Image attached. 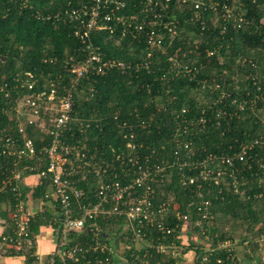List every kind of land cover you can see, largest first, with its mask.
I'll use <instances>...</instances> for the list:
<instances>
[{"label": "trees", "instance_id": "obj_1", "mask_svg": "<svg viewBox=\"0 0 264 264\" xmlns=\"http://www.w3.org/2000/svg\"><path fill=\"white\" fill-rule=\"evenodd\" d=\"M213 1L231 6L233 16H226L220 8H209V0L200 10L195 9V1H174L158 22L160 27L176 29L177 36L163 30L165 53L153 52L149 69L134 68L125 74L111 70L98 76L91 73L80 82L74 90L71 131L77 139L87 137L91 154L98 149L109 162L113 152H125L127 156L138 153L142 159L148 156L152 164L176 161V157L187 164L209 156H234L242 144L264 138V0ZM67 9L68 0H0V125L10 121V115L2 113H15L16 94L13 92L9 100L3 88L17 73L33 72L38 79L37 91L60 75L64 77L63 88L68 86V63L72 58L82 60L84 46ZM125 13L139 15L132 6ZM92 40L104 60L138 63L145 57L144 45L129 37L109 38L103 32L92 35ZM62 89H58L59 94ZM201 118L207 122L200 123ZM79 121L89 128L79 131ZM125 123L132 125L133 131ZM129 132L135 137V152L126 148L123 139ZM250 155L247 162L236 160L232 168L215 164L225 171L226 178H220L218 184L215 177L199 181L202 199L194 193L195 187L179 186L182 176H197L202 167L195 170L187 164L168 168L170 182L154 187L155 203L169 200L179 204L190 214L192 223L200 222V227L193 229L197 235L209 229L206 233L214 239V248L231 243L229 249L212 254L208 264H245L235 252L238 238L242 243L251 240L253 252L260 248L253 231L264 218V147H255ZM118 165L115 162V167ZM2 171L0 163V176ZM92 180L88 177L76 185L92 196ZM235 180L239 192L225 186ZM46 192L39 187L33 199ZM205 200L211 203L208 221L192 210ZM12 203L9 193L0 194V220H5L9 231L2 233L0 245L3 237L13 235L5 211ZM43 217L47 215L32 217L34 239L47 224ZM29 252L27 262L33 259L36 247ZM175 261L177 258H171L168 264Z\"/></svg>", "mask_w": 264, "mask_h": 264}, {"label": "built area", "instance_id": "obj_2", "mask_svg": "<svg viewBox=\"0 0 264 264\" xmlns=\"http://www.w3.org/2000/svg\"><path fill=\"white\" fill-rule=\"evenodd\" d=\"M174 1L181 4L195 1V9L200 10L207 0H68L67 17L77 23L76 36L84 46L82 60L72 58L68 63V86L63 88L64 77L60 75L47 82L44 90L37 91L38 79L29 71L17 73L4 86L7 99L12 98L13 92L16 94L15 113H2L10 115L9 125H0L3 169L0 194L9 193L13 198L5 210L13 229L11 237L2 238L5 254L23 256L26 264H168L191 239L203 245L201 263L208 264L217 250L229 249L230 242L219 243L214 248V239L206 233L208 228L197 235L193 229L199 228L200 222L192 223L190 214H185L179 204L169 200L156 204L154 187L170 182L168 168H182L187 164L195 170L202 167L199 175L179 179L180 187H195L194 193L202 199L203 185L199 181L207 182L215 177L218 184L220 178H226L225 171L218 170L215 164L232 168L236 160L247 162L251 150L264 147V138L242 144L240 151L230 157L209 156L202 162L187 164L178 162L176 157V161L152 164L148 156L142 159L138 153L127 156L125 152H113L109 162L98 149L95 154L89 152L87 137L77 139L71 131L75 122L74 90L89 74L98 76L111 70L125 74L134 68L149 69L153 65V52L165 53L163 30L173 37L177 31L168 25L160 27L158 21ZM209 1V8L215 11L220 8L226 16H233L231 6ZM129 6L136 8L139 15L126 14ZM103 32L109 38L119 35L144 45L143 61L104 60L100 47L92 40V35ZM59 88H63L61 94ZM199 122L207 121L201 118ZM124 126L133 131L132 125L125 123ZM78 127L84 131L89 125L79 121ZM142 127L146 125L143 123ZM123 139L126 148L135 152L134 134L129 132ZM115 162L119 163L118 167ZM27 176H37L39 187L47 190L38 198V210L30 208L22 186ZM232 176L229 177L232 179ZM88 177L95 184L89 185L94 188L92 196L76 185ZM225 186L238 192L237 180ZM210 206V201L205 200L192 210L208 221ZM38 214L47 215L43 220L56 228V247L48 254L34 253L33 259L27 262L29 249L36 245L37 238H32L30 223ZM195 237L198 239L194 240Z\"/></svg>", "mask_w": 264, "mask_h": 264}, {"label": "crops", "instance_id": "obj_3", "mask_svg": "<svg viewBox=\"0 0 264 264\" xmlns=\"http://www.w3.org/2000/svg\"><path fill=\"white\" fill-rule=\"evenodd\" d=\"M39 179L37 176H27L24 177L22 181V186L27 192L28 204L30 208H34V210H38L39 201L36 197L33 199V194L39 188ZM49 190H52L49 187ZM41 214H38L39 216ZM8 227L6 226L5 220H0V237L2 233L6 232ZM9 232V231H7ZM235 234H240V232H234ZM244 233V231H242ZM253 233H255V239L259 242L260 248L258 251H252V245L249 243L251 240L247 242L241 241L240 238L236 239L235 243V252L237 253L238 258L241 261L245 262V264H264V218L260 221V223L254 228ZM57 231L55 227H52L48 224L42 225L40 230L38 231V235L36 236V249L38 253L48 254L55 250L56 242H57ZM252 238V234L250 235ZM198 237H195L194 240H197ZM190 243L185 244V249L179 254L177 257V261L174 264H202L201 263V248L203 245L199 242H194L193 240H188ZM229 242V241H227ZM241 242V243H240ZM0 264H26V259L23 256H7L0 245Z\"/></svg>", "mask_w": 264, "mask_h": 264}, {"label": "rangeland", "instance_id": "obj_4", "mask_svg": "<svg viewBox=\"0 0 264 264\" xmlns=\"http://www.w3.org/2000/svg\"><path fill=\"white\" fill-rule=\"evenodd\" d=\"M238 192H239V188H238ZM229 226V225H228ZM227 227V226H226ZM217 235H219V234H217Z\"/></svg>", "mask_w": 264, "mask_h": 264}, {"label": "water", "instance_id": "obj_5", "mask_svg": "<svg viewBox=\"0 0 264 264\" xmlns=\"http://www.w3.org/2000/svg\"><path fill=\"white\" fill-rule=\"evenodd\" d=\"M120 264H124L123 262H121Z\"/></svg>", "mask_w": 264, "mask_h": 264}]
</instances>
